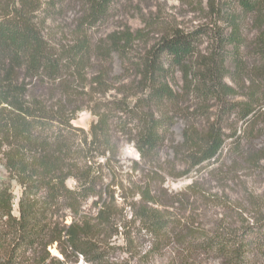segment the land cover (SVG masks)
I'll use <instances>...</instances> for the list:
<instances>
[{"label":"trees","instance_id":"16d2710c","mask_svg":"<svg viewBox=\"0 0 264 264\" xmlns=\"http://www.w3.org/2000/svg\"><path fill=\"white\" fill-rule=\"evenodd\" d=\"M40 1L0 5V70L8 67L0 76V164L8 173L0 181V209L10 222L0 234V264H131L118 252L123 246L117 240L132 247L142 236L149 238V251L169 246L171 264H187L201 254L218 264L264 259L263 213L208 230L173 211L183 198L227 204L197 179L224 155L259 161L246 151L264 136V0H209L208 24L165 32L143 53L130 52L135 39L126 32L96 44L85 31L124 0H82L79 29L86 28L61 45L47 39L35 20ZM113 53L135 71L128 92L107 98L104 92L79 91L74 83L85 78L89 64ZM17 69L60 85L61 100L27 96L9 79ZM82 93L89 98L79 105ZM85 108L95 116L89 129L73 122ZM180 120L182 138L172 148L181 158L166 170L162 152ZM123 143H133L140 159L119 181ZM169 176L193 178L174 195L181 197L176 202L164 200L171 197L165 188ZM126 180L130 199L122 192ZM13 182L20 189L16 216ZM91 198L94 208L86 210ZM53 245L59 254L51 253Z\"/></svg>","mask_w":264,"mask_h":264},{"label":"rangeland","instance_id":"374dc122","mask_svg":"<svg viewBox=\"0 0 264 264\" xmlns=\"http://www.w3.org/2000/svg\"><path fill=\"white\" fill-rule=\"evenodd\" d=\"M8 1L13 2L14 0H0V5ZM40 2V9L35 11L33 15L45 37L53 44L70 43L81 29L85 30L86 27L79 29L84 14L82 0H41ZM210 12L209 0H124L112 11L109 18H106L96 27L87 28L85 31L95 39V42H98L96 44L105 41L108 34L126 32L135 39L129 48L130 52L143 53L165 32H170L174 28H181L186 31L208 24L213 17ZM205 47L206 43L203 44L202 49ZM6 68L8 67L0 70V76H6ZM84 74L85 78L75 81L74 84L78 85L79 91L91 93L93 96L104 92V96L107 98L121 97L122 91L127 93V89L136 83L135 71L125 68L123 60L116 53H113L109 58L94 59ZM179 76L180 74L178 81ZM9 79L13 80L14 85L25 91L29 97H41L52 104L61 100L62 92L58 84L28 77L20 69L13 70ZM174 87L177 88V85ZM83 93L82 98L79 99V105H84L83 102L89 98V95ZM76 116V119L73 120L74 124L85 129H89L95 119V116L86 108L78 112ZM183 126L184 123L180 120L175 126L174 134L168 141V146L162 152V166L166 170H174V161H179L181 158L175 156L172 145L181 141ZM246 152L248 155L252 153L255 160H259L258 163L253 165L247 155L239 160L224 155L220 163L217 162L212 165L216 167L211 173L206 172L205 175L197 178L209 193L223 196L226 205L216 206L196 198H190L189 201L183 198V201L175 204L176 207L178 206L177 210H173L175 214L185 216L189 218V221L192 220L208 230L236 226L242 216L248 219L260 212L264 214V136L255 140L250 150L248 149ZM139 159V152L134 144L123 143L120 162L124 164L125 169L124 172L119 169V181H124L127 178L126 171L129 169L127 166H131L133 161ZM176 164L179 163L176 162ZM180 166L175 170H182L183 166ZM141 175L142 179H145V173L142 172ZM137 177L140 176L136 175L134 178ZM7 179L8 173L0 164V181ZM192 179V177L186 176L181 178L167 177L165 188L168 189L171 197H164V200L176 202L177 198L180 199L181 197H174V195L184 191ZM126 182L128 183V180L124 183L126 184ZM67 183L70 186L75 184L73 179H69ZM159 183L160 181L157 182V186L155 185L157 189H159ZM11 187L15 194L13 212L16 216L19 214L20 189L14 182ZM126 187L128 189H123V191L121 188L116 190V200L119 207L125 205L121 191L130 199V184H126ZM93 203L94 198L89 199L84 208L86 210L91 209V207L94 208ZM71 219L72 216L69 215L67 222L70 223ZM9 224L8 217L0 209V234L8 232ZM116 244L123 246V248L118 249V252L121 253V257H128L129 260L127 258L126 260L131 264H171L174 258L169 246L159 252L149 251L151 243L149 238L145 236L135 238V244L132 247L130 244H124L122 239L117 240ZM49 249L52 254H59L56 245ZM211 256L201 254L202 258H194L187 264H218ZM81 264L86 263L82 262ZM256 264H264L263 257L257 260Z\"/></svg>","mask_w":264,"mask_h":264}]
</instances>
